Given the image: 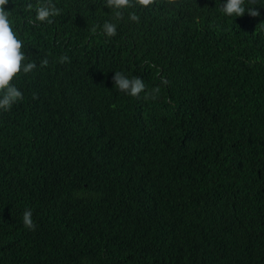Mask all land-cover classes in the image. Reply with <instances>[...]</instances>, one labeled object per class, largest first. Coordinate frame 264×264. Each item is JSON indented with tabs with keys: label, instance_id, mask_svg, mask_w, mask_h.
Returning a JSON list of instances; mask_svg holds the SVG:
<instances>
[{
	"label": "trees",
	"instance_id": "obj_1",
	"mask_svg": "<svg viewBox=\"0 0 264 264\" xmlns=\"http://www.w3.org/2000/svg\"><path fill=\"white\" fill-rule=\"evenodd\" d=\"M39 2L12 17L37 68L0 114V264H264V0L236 19L154 0L110 39L104 0H53L51 25L29 23Z\"/></svg>",
	"mask_w": 264,
	"mask_h": 264
},
{
	"label": "clouds",
	"instance_id": "obj_2",
	"mask_svg": "<svg viewBox=\"0 0 264 264\" xmlns=\"http://www.w3.org/2000/svg\"><path fill=\"white\" fill-rule=\"evenodd\" d=\"M252 2L253 0H249V4ZM153 3L154 0H104V7L110 10L113 16L100 25L103 34L109 39L117 35V23L123 19L125 11L128 12L127 19L129 21L139 23L140 16L135 11L129 10L148 8ZM163 3L172 7L176 5L177 0H163ZM9 4L15 6L9 8ZM26 7L29 11L34 12L29 23L35 25H51L61 11L53 3V0H40L35 6L28 4ZM15 8V0H0V114L10 112L14 105L23 100V92L13 82L14 78L18 79L21 73L27 75L37 68V64L28 60L26 53L22 51L23 41L12 21ZM220 11L223 16L234 19L243 16L245 12L253 17L259 15L257 8L245 5V0H222ZM68 61L69 57L62 54L57 62L62 64ZM48 64L47 57L40 61V67H47ZM112 80L113 89L128 97L154 100L160 92L159 86L152 88L149 92L141 76H129L121 71H115ZM160 83L166 86L168 80L162 77ZM33 99H36L35 95H33ZM21 220L25 229H35L36 225L31 209L23 210Z\"/></svg>",
	"mask_w": 264,
	"mask_h": 264
}]
</instances>
